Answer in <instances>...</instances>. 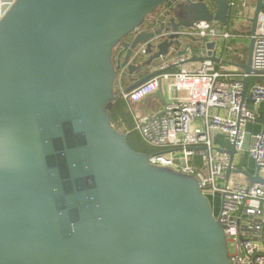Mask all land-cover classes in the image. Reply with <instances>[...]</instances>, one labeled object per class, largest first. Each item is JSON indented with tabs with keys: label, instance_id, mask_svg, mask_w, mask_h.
Masks as SVG:
<instances>
[{
	"label": "water",
	"instance_id": "obj_1",
	"mask_svg": "<svg viewBox=\"0 0 264 264\" xmlns=\"http://www.w3.org/2000/svg\"><path fill=\"white\" fill-rule=\"evenodd\" d=\"M164 5L168 21L127 43ZM263 9L255 0L252 35ZM228 18L229 0H0V264H230L197 182L150 165L108 116L118 45L132 76L165 56L179 30ZM163 31L169 41L150 42ZM143 44L147 61L130 64ZM253 45L246 74L256 73ZM205 47L191 60L216 62L215 42ZM247 89L244 79L243 98ZM245 175L263 184L257 170Z\"/></svg>",
	"mask_w": 264,
	"mask_h": 264
},
{
	"label": "built area",
	"instance_id": "obj_2",
	"mask_svg": "<svg viewBox=\"0 0 264 264\" xmlns=\"http://www.w3.org/2000/svg\"><path fill=\"white\" fill-rule=\"evenodd\" d=\"M205 3L214 12V3ZM246 5L247 0H242L240 7ZM237 8V2L229 0V14L237 12ZM167 14L168 7L164 5L152 18L154 26L144 25L126 42L141 32L157 30L159 20L168 21ZM262 15L261 12L259 18ZM175 34L178 38L173 41L177 44H172L168 53L147 69L157 74L129 91L128 86L138 78L129 76L127 66H120L126 49L124 44L118 45L113 92L126 103L133 130L147 145L161 150L148 156L149 164L193 178L208 201H218L215 218L223 227L229 263L264 264V130H248L260 123L256 107L264 103V86L254 84L242 96L244 79L264 77V32L252 36L251 69L256 73L251 74L238 66L218 67L210 59L191 60L208 42H215L214 50L225 48L224 42L231 38L227 26L221 27L215 21L197 22ZM169 35L163 31L150 42L156 46L169 41ZM179 52L184 54L178 55ZM148 56L146 44L139 45L132 51L129 63L141 65ZM155 95L160 100L159 108L143 114L140 102ZM118 132L126 135L123 127ZM217 136L224 138L227 148L217 142ZM232 147L236 153L230 160L226 152ZM243 153L252 162L253 173L237 167V158ZM256 170L263 184L251 185L245 173L253 175ZM235 176L245 181L236 180Z\"/></svg>",
	"mask_w": 264,
	"mask_h": 264
},
{
	"label": "crops",
	"instance_id": "obj_3",
	"mask_svg": "<svg viewBox=\"0 0 264 264\" xmlns=\"http://www.w3.org/2000/svg\"><path fill=\"white\" fill-rule=\"evenodd\" d=\"M235 1L238 4L237 12H235L236 13L235 15L233 14L232 17L228 18V23H227V28L229 31H231V38L224 42L225 48L221 47L220 49L211 50L212 55H215L217 59L215 63L218 65V67H222V68L229 67V66H238L241 68V66L247 63L246 61V63H244L243 65H240L238 62L243 58L244 50H247V58H248L249 44L253 36L251 34V26H252V19H253L254 7H255V0H247V5L244 8L240 7L242 0H235ZM262 14L263 15L258 20L254 34L264 32V11L263 10H262ZM221 27H224V26L221 25ZM201 52L202 51H200V53H198L196 57H201L202 56ZM195 62H200V61H195ZM154 97L156 100L160 101L157 95H155ZM249 98L250 97L248 95L247 100ZM146 104L148 105L152 104L150 105L151 110L156 109V106L153 105V96L147 99V101H145L144 103L140 105L144 109V106H146ZM249 104H250V107L253 108L252 102H249ZM256 110L259 113L260 117L264 118V103L257 106ZM248 130L251 132H258L262 130V125L258 123L255 126H249ZM220 138L222 137L217 136L218 142H220L219 141ZM243 158H247V160H249L247 153H243L238 156L237 161L239 164ZM253 172H254V166H253V171L251 173Z\"/></svg>",
	"mask_w": 264,
	"mask_h": 264
},
{
	"label": "trees",
	"instance_id": "obj_4",
	"mask_svg": "<svg viewBox=\"0 0 264 264\" xmlns=\"http://www.w3.org/2000/svg\"><path fill=\"white\" fill-rule=\"evenodd\" d=\"M264 11V9H263ZM236 12V11H235ZM235 12H230L229 17L236 14ZM148 27L154 26V21L147 18L144 25ZM115 56H118L114 52ZM247 61V50H244L243 58L238 62L240 65H243ZM254 84H259L264 86V77H249L248 78V89H250ZM114 90V88H113ZM115 96V94H114ZM109 121L111 126L119 131L122 127L126 130V143L130 149L135 152L143 153L147 156L159 153L161 150L147 145L136 131L133 130V121L130 113L127 110L126 103L121 99L115 96V100L110 106L108 111ZM264 118L260 117L259 122H263Z\"/></svg>",
	"mask_w": 264,
	"mask_h": 264
},
{
	"label": "rangeland",
	"instance_id": "obj_5",
	"mask_svg": "<svg viewBox=\"0 0 264 264\" xmlns=\"http://www.w3.org/2000/svg\"><path fill=\"white\" fill-rule=\"evenodd\" d=\"M157 11L151 13L148 16V18L149 19H152L154 17V15L157 13ZM115 53H116V50H115ZM145 101H147V100L141 101L140 104L144 103ZM150 105H152V104H149V105L146 104V106H144V110L142 112L143 114L149 115V114H151V112H154L155 110H157L159 108V101L156 100L155 97L153 96V105L156 106V109L155 110H151ZM219 141L220 142H218V141L217 142L219 144H221V146L223 148H226L227 147V143H225V140H224L223 137L220 138ZM237 167L239 169H243V168L248 169L250 172L253 171V165L251 164V162L249 160H247V158H243L240 161V164ZM235 177H236L235 178L236 180L245 181L243 178H240V177L238 178L237 176H235ZM209 203H210V207H211L212 214H213L214 217H216L218 215V213H219V203H218V201L217 202H214L212 199H210Z\"/></svg>",
	"mask_w": 264,
	"mask_h": 264
},
{
	"label": "flooded vegetation",
	"instance_id": "obj_6",
	"mask_svg": "<svg viewBox=\"0 0 264 264\" xmlns=\"http://www.w3.org/2000/svg\"><path fill=\"white\" fill-rule=\"evenodd\" d=\"M148 70L145 67L140 68L137 72L133 74V77H143L147 74Z\"/></svg>",
	"mask_w": 264,
	"mask_h": 264
}]
</instances>
